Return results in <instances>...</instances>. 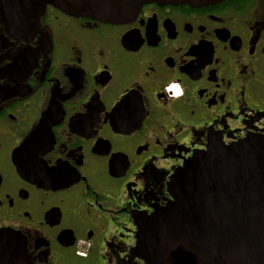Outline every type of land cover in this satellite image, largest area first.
Segmentation results:
<instances>
[{
  "label": "flooded vegetation",
  "instance_id": "af4514ba",
  "mask_svg": "<svg viewBox=\"0 0 264 264\" xmlns=\"http://www.w3.org/2000/svg\"><path fill=\"white\" fill-rule=\"evenodd\" d=\"M3 5L0 264H145L136 221L174 171L211 139H264V0L117 23Z\"/></svg>",
  "mask_w": 264,
  "mask_h": 264
},
{
  "label": "water",
  "instance_id": "95a60500",
  "mask_svg": "<svg viewBox=\"0 0 264 264\" xmlns=\"http://www.w3.org/2000/svg\"><path fill=\"white\" fill-rule=\"evenodd\" d=\"M223 0H4L12 16L47 4L117 23L145 3L206 5ZM28 16V14H27ZM171 199L136 221L145 264H264V139L210 140L174 171Z\"/></svg>",
  "mask_w": 264,
  "mask_h": 264
}]
</instances>
